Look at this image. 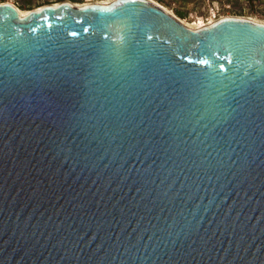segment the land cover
<instances>
[{
    "label": "water",
    "instance_id": "95a60500",
    "mask_svg": "<svg viewBox=\"0 0 264 264\" xmlns=\"http://www.w3.org/2000/svg\"><path fill=\"white\" fill-rule=\"evenodd\" d=\"M0 264H264V22L1 2Z\"/></svg>",
    "mask_w": 264,
    "mask_h": 264
},
{
    "label": "rangeland",
    "instance_id": "374dc122",
    "mask_svg": "<svg viewBox=\"0 0 264 264\" xmlns=\"http://www.w3.org/2000/svg\"><path fill=\"white\" fill-rule=\"evenodd\" d=\"M69 1L77 5L110 0H0L21 10ZM179 17L187 25L207 24L223 16H240L264 22V0H153ZM183 14L180 16V14Z\"/></svg>",
    "mask_w": 264,
    "mask_h": 264
},
{
    "label": "bare ground",
    "instance_id": "6f19581e",
    "mask_svg": "<svg viewBox=\"0 0 264 264\" xmlns=\"http://www.w3.org/2000/svg\"><path fill=\"white\" fill-rule=\"evenodd\" d=\"M112 1H114V0H110V1H96L97 3H110V2H112ZM96 2H87V3H96ZM20 11H21V13L22 14H26V13H28L30 10H21L20 9ZM171 12V11H170ZM224 17V16H223ZM221 18V17H220ZM219 18H216V19H212L209 23H212V22H214V21H216V20H218ZM186 24V23H185ZM208 24V23H207ZM204 25H206V24H204V23H202V24H196V25H189V26H191V27H193V28H196V27H202V26H204Z\"/></svg>",
    "mask_w": 264,
    "mask_h": 264
},
{
    "label": "snow or ice",
    "instance_id": "6c2138e0",
    "mask_svg": "<svg viewBox=\"0 0 264 264\" xmlns=\"http://www.w3.org/2000/svg\"><path fill=\"white\" fill-rule=\"evenodd\" d=\"M122 2H125V3H127V2L135 3V2H137V0H122ZM84 31L87 32L88 29L85 28ZM72 35L75 36V35H77V34H76V33H72ZM200 62H201V63H207V61H200ZM221 67H223V66H221Z\"/></svg>",
    "mask_w": 264,
    "mask_h": 264
},
{
    "label": "trees",
    "instance_id": "16d2710c",
    "mask_svg": "<svg viewBox=\"0 0 264 264\" xmlns=\"http://www.w3.org/2000/svg\"><path fill=\"white\" fill-rule=\"evenodd\" d=\"M27 9L31 10L32 8H27ZM182 15H183V14L181 13L180 16H182Z\"/></svg>",
    "mask_w": 264,
    "mask_h": 264
},
{
    "label": "built area",
    "instance_id": "2783aa9c",
    "mask_svg": "<svg viewBox=\"0 0 264 264\" xmlns=\"http://www.w3.org/2000/svg\"><path fill=\"white\" fill-rule=\"evenodd\" d=\"M208 24H209V22H208Z\"/></svg>",
    "mask_w": 264,
    "mask_h": 264
}]
</instances>
